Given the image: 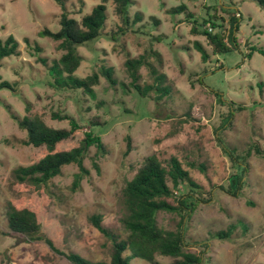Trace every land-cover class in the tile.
I'll return each instance as SVG.
<instances>
[{"label":"rangeland","instance_id":"1","mask_svg":"<svg viewBox=\"0 0 264 264\" xmlns=\"http://www.w3.org/2000/svg\"><path fill=\"white\" fill-rule=\"evenodd\" d=\"M133 1L131 23L124 26L110 0L104 35L79 48L82 62L76 76L100 74L105 66L117 82L112 85L100 75L92 97L80 89H57L49 82V68L64 52L39 33L44 28L60 29V3L0 0V40L14 36L20 51L0 61V86L9 82L14 88L0 87V264H71L48 241L91 261H109L111 242L90 218L101 214L103 225L124 239V189L154 155L164 165L178 158L199 186L193 191L199 205L191 217L161 211L160 228L181 230L185 249L201 254L202 264H264V157L254 150L258 146L264 152V54L258 51L264 50V9L253 0ZM63 2L70 17L80 20L100 0ZM181 6L186 9L172 12ZM236 11L242 14L236 34L240 49L215 55L202 32L221 29L205 21L216 16L211 22L228 30ZM138 12L142 21L135 20ZM195 42L206 48L207 61ZM128 55L145 56L166 74L170 93L159 101L156 92L142 97L131 85L125 66ZM140 75L141 86L153 83L147 66ZM27 104L51 127H71L67 119H54V113L69 115L78 123V130L56 151L79 147L89 132L101 137L105 151L86 145L84 164L90 174L79 189L73 188L78 172L73 164L64 166L45 188L16 179V169L47 154L45 147L23 143L26 131L11 117H23ZM226 148L244 157L245 167ZM242 175L243 186L235 195L231 184ZM172 188L175 204L182 194L192 192L189 186ZM10 204L37 212L42 224L38 238L10 230ZM156 259L159 264H173L170 257ZM131 264L150 263L133 258Z\"/></svg>","mask_w":264,"mask_h":264},{"label":"trees","instance_id":"2","mask_svg":"<svg viewBox=\"0 0 264 264\" xmlns=\"http://www.w3.org/2000/svg\"><path fill=\"white\" fill-rule=\"evenodd\" d=\"M62 8L60 19V29L52 31L44 28L39 35L49 38L58 43V48L64 53L59 60L49 68L50 84L57 89H80L86 94L95 97L94 87L100 82V75L104 76L112 85L116 84L113 78V71L110 68L102 67L100 74L94 73L86 78L76 76L82 56L79 48L86 46L104 35L108 20L107 3L110 0H100L92 11L83 16L80 20L70 17L63 0H56ZM115 14L124 26L131 23L130 7L133 0H112ZM264 9V0H253ZM234 5V4H233ZM185 6L176 8L172 12L183 11ZM242 14L234 12L230 19L228 30H224L223 25L211 22V19H218L213 16L206 22H210L213 27L221 30L216 33L209 32L208 29L202 33L207 37L209 44L213 48L215 55L237 51L240 49V42L237 33L240 31V19ZM136 21L143 20L140 12L135 15ZM193 32L196 29L193 28ZM112 37H115L112 35ZM116 39V38H115ZM26 42L30 44L29 39ZM196 49L201 53L202 59L207 61L209 53L200 43L195 42ZM37 51L41 50L37 47ZM264 54L263 49L258 50ZM19 42L14 36H9L5 41L0 40V61L4 58L19 55ZM155 55V52H154ZM158 62L162 59L159 54ZM250 56V53L247 56ZM131 85L142 96L149 97L152 92L159 93L158 101L170 93V87L166 85V74L159 73L158 69L151 64L145 56L133 58L128 55L125 62ZM147 66L153 77V83L145 87L139 84L141 80L140 69ZM0 87L14 89L9 82H3ZM11 117L18 123L19 127L26 131L27 138L23 141L25 145L34 147H45L47 154L37 163L20 167L15 170L16 179L21 182L31 183L36 188H45L57 176L61 175L62 169L67 165H76L78 172L74 176L73 188L79 189L82 181L90 174L89 169L84 164L87 146L95 145L100 152L105 151V145L99 135L94 132L87 133L84 143L79 147L68 151H56L59 143L72 137L78 130L79 125L69 115L54 113L53 118L57 120L67 119L70 128L57 129L49 126L44 117L34 113L31 104L26 106V114L23 117L11 114ZM131 145H128L129 152ZM230 156L237 164L245 167L246 159L237 157L234 152L226 148ZM254 150L258 155L264 157V152L260 147L255 146ZM242 159V160H240ZM97 170L99 167L96 165ZM243 176H237L231 184V189L237 195L239 187L243 186ZM179 186H189L191 193L182 194L177 204L171 201L174 193L173 188ZM199 186L192 180L189 171L184 169L181 161L172 157L167 165H164L157 156H151L145 160L134 178L129 181L124 189L123 204L125 216L122 219V227L127 234L122 239L118 234L103 225L101 214H94L90 221L94 227L111 242L109 261H91L73 251H65L56 248L50 241L48 243L59 254L63 255L71 264H131L133 258L143 259L150 264H159L156 257L164 256L173 259V264H202L201 254L187 251L185 249V237L181 230L170 231L162 229L158 225L157 216L161 211L169 213L184 214L183 219L191 217L199 205L193 191ZM236 189V190H234ZM8 225L11 231L26 235L32 239L39 237L42 232L40 218L33 209L29 207H19L10 204L7 211ZM220 237L223 233L218 234ZM127 253H129L127 255Z\"/></svg>","mask_w":264,"mask_h":264},{"label":"built area","instance_id":"3","mask_svg":"<svg viewBox=\"0 0 264 264\" xmlns=\"http://www.w3.org/2000/svg\"><path fill=\"white\" fill-rule=\"evenodd\" d=\"M210 30H211V28H210Z\"/></svg>","mask_w":264,"mask_h":264}]
</instances>
